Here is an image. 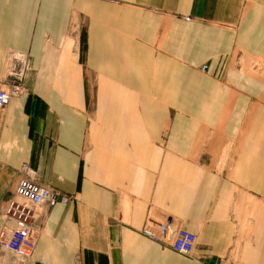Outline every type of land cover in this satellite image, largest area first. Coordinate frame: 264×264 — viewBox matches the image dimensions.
I'll list each match as a JSON object with an SVG mask.
<instances>
[{
    "label": "crops",
    "instance_id": "obj_1",
    "mask_svg": "<svg viewBox=\"0 0 264 264\" xmlns=\"http://www.w3.org/2000/svg\"><path fill=\"white\" fill-rule=\"evenodd\" d=\"M18 59L0 227L22 163L69 200L35 207L33 252L0 264H264V0H0V88Z\"/></svg>",
    "mask_w": 264,
    "mask_h": 264
},
{
    "label": "built area",
    "instance_id": "obj_2",
    "mask_svg": "<svg viewBox=\"0 0 264 264\" xmlns=\"http://www.w3.org/2000/svg\"><path fill=\"white\" fill-rule=\"evenodd\" d=\"M25 63L16 60L10 66V85L0 88V109H3L13 95L21 94L20 85ZM205 69V66L202 67ZM18 172L20 178L15 188V195L9 199L4 208V223L0 227V249L10 252L23 261L34 250L36 243L35 207L45 204L49 207L66 204L69 197L37 182L36 171L28 163H22ZM13 221V225L9 224ZM141 233L178 254L189 256L196 244V235L170 220L156 221L148 218Z\"/></svg>",
    "mask_w": 264,
    "mask_h": 264
},
{
    "label": "rangeland",
    "instance_id": "obj_3",
    "mask_svg": "<svg viewBox=\"0 0 264 264\" xmlns=\"http://www.w3.org/2000/svg\"><path fill=\"white\" fill-rule=\"evenodd\" d=\"M185 19H186L187 21L190 20L189 17H185ZM203 66H204V65H202V66L199 67L200 71H202V72L206 69V68H205V69H202ZM164 130H165V129H164ZM147 220H148V219H147ZM191 254H192V253H191Z\"/></svg>",
    "mask_w": 264,
    "mask_h": 264
}]
</instances>
